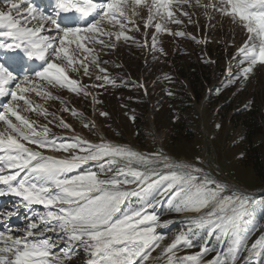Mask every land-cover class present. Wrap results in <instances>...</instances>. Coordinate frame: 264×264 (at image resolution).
Here are the masks:
<instances>
[{"label":"snow or ice","instance_id":"1","mask_svg":"<svg viewBox=\"0 0 264 264\" xmlns=\"http://www.w3.org/2000/svg\"><path fill=\"white\" fill-rule=\"evenodd\" d=\"M179 2L54 0L53 11L46 13L34 0H0L7 6L6 9L0 7V51L19 49L29 60L43 62L42 70L35 73L36 79L29 75L18 77L0 63V98H9V102L0 105V185L6 186L0 188V196L10 194L19 197L25 207L41 205L49 209L44 215L34 213L43 227L32 222L20 236H14L10 230L0 231V264H65L73 258L74 244L83 248L86 264H147L150 259L164 257L166 264H201L208 251L206 248L177 258L181 245L194 247L189 238L191 227L187 233L176 235L161 256L152 257L165 237L157 233L161 226L159 217L150 214L147 208L154 207L152 201L157 196L166 194L167 202L177 213L203 212L192 221L196 228L218 232L221 238L229 240L227 252L210 264H237L246 239L245 218L264 201L230 190L196 164L174 160L162 152L143 154L103 141L93 144L79 137L73 143L57 144L47 139L49 128L44 126L38 130L34 122L22 114V111H31L50 115L27 96L35 93L46 100L59 99L44 87L45 84L89 95L81 81L71 78L69 72L79 75L82 70L84 76L91 78L90 69L94 67L104 74H97L95 79L104 84L92 87L105 84L117 87L116 80L109 78L107 70L100 67L96 46L114 50L121 41L136 43L135 37L128 33L140 30L136 21L141 17L140 10L147 12L146 18L141 17L145 28L154 27L157 34L184 37L183 31L172 32L167 27L168 23H182L173 11ZM197 4L220 12L248 34V39L238 49V65L247 66L236 80L247 81L257 65L264 67V0H217L209 4L197 0ZM182 14L188 15L187 12ZM157 45V37L153 35L152 50L165 54ZM137 46L147 47L148 44L145 41ZM229 71L231 76V69ZM228 83L233 84L235 80L230 78ZM63 110L70 111L67 107ZM72 114L79 115L75 111ZM60 124L70 129L62 120ZM38 149L69 155L55 158ZM89 162H97L100 171L69 175ZM199 163L202 161L197 159ZM109 173L114 175L109 176ZM132 184H137L138 190H129ZM131 197H141L146 207L125 209ZM205 209L209 211L204 212ZM7 214L13 215L12 212ZM46 232L62 234L67 246L60 254L53 252L57 243L45 236ZM246 250L249 256L245 264H251L253 257L264 252V237Z\"/></svg>","mask_w":264,"mask_h":264},{"label":"rangeland","instance_id":"2","mask_svg":"<svg viewBox=\"0 0 264 264\" xmlns=\"http://www.w3.org/2000/svg\"><path fill=\"white\" fill-rule=\"evenodd\" d=\"M215 2L217 0H200L201 4ZM0 7L6 9L7 6L0 3ZM140 11L141 17L146 18L147 12ZM173 11L182 23H168L167 27L172 32L183 31L189 37L185 39L166 33L157 34L154 27L145 28L144 20L137 17L140 30L128 33L135 37L136 43L121 41L114 50L96 46L100 67L107 70L106 74L115 79L118 86L105 84L104 87H92L104 84V81L95 79L97 74H104L94 67L90 69L91 78L84 76L82 70L79 75L69 72L71 78L81 81L89 95H84L83 91L76 94L59 87L50 88L45 84L44 87L59 99L46 100L35 93H29L27 96L32 102L37 101L41 104L40 107L50 113L44 116L33 112V117L40 123L34 124L41 128L42 121H51L56 134L49 133V140L56 141L60 138L63 139L61 143H73L79 137L93 144L103 141L143 154L162 152L174 160L196 164L230 190L264 193V185L253 169L241 162L242 127L237 126L233 120L235 113L240 110L254 108L259 112L264 130V67L257 65L247 81L236 80L242 68L247 66L238 65L237 55L239 47L248 39V34L220 12L200 7L197 0H187L185 6ZM184 12L188 15H183ZM200 32L202 39L198 42ZM153 35L157 37V47L162 48L165 54L152 50ZM192 36L199 39H192ZM145 41L147 47L137 46L143 45ZM230 78L235 83L229 84ZM141 84L144 87H140ZM65 107L70 111H64ZM73 111L79 115H73ZM102 112L107 115L102 116ZM22 114L30 119L25 111ZM60 114L68 123L62 120ZM61 120L70 125V129L62 127ZM85 123L90 126L85 128ZM197 159L202 163L197 164ZM108 175L112 176L114 173ZM250 197L264 201L261 196ZM134 198L130 199L127 210H138L137 205L146 204L141 197ZM167 201L168 194L157 196L152 201L154 207L149 208H154L151 214L159 217L161 226L157 229L162 230L165 237L160 248L152 252L153 258L161 256L163 249L171 244L175 236L187 233L189 227L192 228L189 238L194 247L181 245L177 258L194 255L206 248L208 251L204 253L201 264H210L221 254L218 252L223 244L226 247L224 253L227 252L229 240L221 238L218 232L210 233L208 229H198L192 224L203 212L177 213ZM162 205L168 209L165 213L170 218L164 219L163 213L156 210ZM262 207L264 204L256 205L245 218L243 226ZM203 211L207 212L209 209ZM187 216L194 218H186ZM172 222L175 223L169 231ZM258 227V222H255L249 226V231H255ZM262 237L264 229L245 239L237 264H245L249 256L246 249H251L252 244ZM209 248L218 252L211 256L212 250ZM258 257L259 255L253 257L251 264H255ZM166 259H150L147 264H165ZM86 260L87 256L82 248L75 260L67 263L81 264Z\"/></svg>","mask_w":264,"mask_h":264},{"label":"trees","instance_id":"3","mask_svg":"<svg viewBox=\"0 0 264 264\" xmlns=\"http://www.w3.org/2000/svg\"><path fill=\"white\" fill-rule=\"evenodd\" d=\"M233 120L237 126L242 127L241 162L243 165L251 167L261 184L264 185V130L259 112L254 108H244L235 113ZM263 218L264 214L260 219ZM260 227L261 230L264 229V225H260ZM260 264H264V253Z\"/></svg>","mask_w":264,"mask_h":264},{"label":"bare ground","instance_id":"4","mask_svg":"<svg viewBox=\"0 0 264 264\" xmlns=\"http://www.w3.org/2000/svg\"><path fill=\"white\" fill-rule=\"evenodd\" d=\"M57 156V155H56ZM58 157H62V156H58ZM63 158V157H62Z\"/></svg>","mask_w":264,"mask_h":264}]
</instances>
